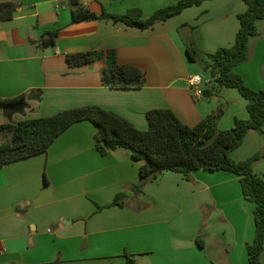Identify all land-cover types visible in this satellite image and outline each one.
Returning a JSON list of instances; mask_svg holds the SVG:
<instances>
[{
    "label": "crops",
    "instance_id": "crops-1",
    "mask_svg": "<svg viewBox=\"0 0 264 264\" xmlns=\"http://www.w3.org/2000/svg\"><path fill=\"white\" fill-rule=\"evenodd\" d=\"M7 1L20 6L11 20L0 22V98L25 94L22 118L95 105L141 130L148 129L145 114L154 109H170L195 126L222 108L220 130L232 128L236 118L249 119L238 90L218 87L209 74L203 72L202 79L210 96L196 99L188 88L199 74L186 44L192 42L203 55L231 47L238 15L247 9L242 0L205 1L146 30L102 19L76 23L69 0H0ZM178 1L79 0L98 15L140 10L142 18ZM256 25L249 60L235 71L248 87L264 91V19ZM56 30L55 44L43 45L44 32ZM109 50L120 64L145 68L144 87L108 88L101 61L77 68L66 61L68 54ZM96 133L91 122H78L45 153L3 166L0 264H122L125 252L137 264H250L255 204L244 198L237 175L198 170L188 181L166 172L136 195L131 188L143 163L126 149L100 155ZM263 148L264 132L250 131L230 156L240 162ZM253 172L264 179V159ZM120 193L126 195L124 207H111ZM260 259L264 264V251Z\"/></svg>",
    "mask_w": 264,
    "mask_h": 264
},
{
    "label": "trees",
    "instance_id": "trees-1",
    "mask_svg": "<svg viewBox=\"0 0 264 264\" xmlns=\"http://www.w3.org/2000/svg\"><path fill=\"white\" fill-rule=\"evenodd\" d=\"M205 1L209 0H180L174 5L157 10L148 18H142L140 10H130L122 15L103 11L98 15L80 4L79 0H69V4L76 23L102 19L146 30L188 8L200 6ZM242 1L247 9L238 15L240 28L231 47L220 48L212 55H203L192 42H188L186 54L190 61L210 75L218 87L238 90L247 101L248 120L236 118L232 128L220 130L218 121L223 113L222 108L195 126L184 124L170 109H154L145 114L148 129L141 130L121 115L95 105L62 110L49 117L18 122L11 120L0 124V171L6 164L45 153L72 125L89 121L97 128L96 149L100 155L126 149L134 160L143 163L140 167V180L131 188L136 195L141 194L148 183L166 172L180 173L188 181L192 180L191 173L198 170L226 171L237 175L244 198L255 204V239L247 246L248 260L250 264H263L260 257L264 251V179L254 174L253 165L264 159V148L240 162L234 161L230 156L243 144L250 131L264 132V91L248 87L235 71L238 65L249 60L248 44L252 37L258 35L257 21L264 19V0ZM19 6L18 2H0V22L11 20ZM57 36V30L45 31L42 44L54 45ZM66 61L70 68L101 61L102 84L108 88L139 89L146 84L145 68L141 65L120 64L113 50L68 54ZM204 93L210 96L208 91ZM4 105L25 106L26 95L0 98V108ZM125 198L124 193L118 194L111 207H124ZM196 243L199 247H204L202 237H198ZM124 256L122 264H137L133 255L125 252Z\"/></svg>",
    "mask_w": 264,
    "mask_h": 264
},
{
    "label": "built area",
    "instance_id": "built-area-1",
    "mask_svg": "<svg viewBox=\"0 0 264 264\" xmlns=\"http://www.w3.org/2000/svg\"><path fill=\"white\" fill-rule=\"evenodd\" d=\"M206 83L203 81L202 77L199 75H194L189 79L188 88L194 98L201 99L204 97Z\"/></svg>",
    "mask_w": 264,
    "mask_h": 264
},
{
    "label": "water",
    "instance_id": "water-1",
    "mask_svg": "<svg viewBox=\"0 0 264 264\" xmlns=\"http://www.w3.org/2000/svg\"><path fill=\"white\" fill-rule=\"evenodd\" d=\"M24 107H25L24 105H20V106H16V107L4 105L1 108L3 117L6 120L11 121L12 118L14 117V115L19 114V113H21L24 110Z\"/></svg>",
    "mask_w": 264,
    "mask_h": 264
},
{
    "label": "rangeland",
    "instance_id": "rangeland-1",
    "mask_svg": "<svg viewBox=\"0 0 264 264\" xmlns=\"http://www.w3.org/2000/svg\"><path fill=\"white\" fill-rule=\"evenodd\" d=\"M197 73L199 74V76L203 77L204 76V73H203V70L200 69L199 65H197ZM23 119H31V118H22L20 114H16L14 115V120L16 121H20V120H23ZM5 118L3 117V114H2V109L0 108V122H5ZM6 139L3 138V141Z\"/></svg>",
    "mask_w": 264,
    "mask_h": 264
}]
</instances>
